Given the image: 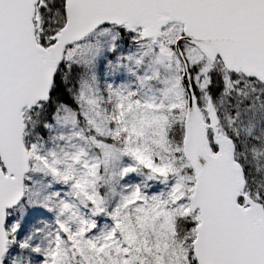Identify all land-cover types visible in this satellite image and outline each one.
Masks as SVG:
<instances>
[{"label": "snow or ice", "instance_id": "1", "mask_svg": "<svg viewBox=\"0 0 264 264\" xmlns=\"http://www.w3.org/2000/svg\"><path fill=\"white\" fill-rule=\"evenodd\" d=\"M0 264H264V0H0Z\"/></svg>", "mask_w": 264, "mask_h": 264}]
</instances>
